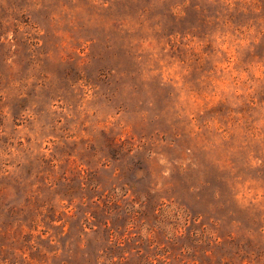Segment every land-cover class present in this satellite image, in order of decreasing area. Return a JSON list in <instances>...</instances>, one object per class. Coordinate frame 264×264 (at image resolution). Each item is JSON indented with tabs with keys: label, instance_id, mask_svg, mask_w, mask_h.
<instances>
[{
	"label": "rangeland",
	"instance_id": "rangeland-1",
	"mask_svg": "<svg viewBox=\"0 0 264 264\" xmlns=\"http://www.w3.org/2000/svg\"><path fill=\"white\" fill-rule=\"evenodd\" d=\"M0 264H264V0H0Z\"/></svg>",
	"mask_w": 264,
	"mask_h": 264
}]
</instances>
